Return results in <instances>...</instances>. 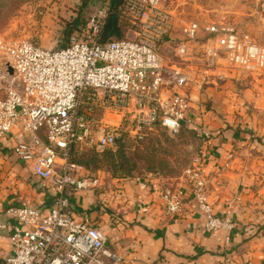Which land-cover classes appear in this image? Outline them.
Wrapping results in <instances>:
<instances>
[{"label": "built area", "instance_id": "obj_1", "mask_svg": "<svg viewBox=\"0 0 264 264\" xmlns=\"http://www.w3.org/2000/svg\"><path fill=\"white\" fill-rule=\"evenodd\" d=\"M170 2L118 0L93 15L61 48L0 35V143L11 137L14 154L41 180L53 201L47 213L31 205L4 212L11 225V251L0 264H125L101 229L76 217L73 198L101 184L95 173L73 161L72 154L74 149L104 152L117 147L121 128L96 118L99 108L123 114L133 123L130 131L137 141L157 125L179 132L190 121L189 98L166 88L167 70L159 49L174 32ZM111 14L126 20L132 38L102 40ZM205 31L210 41L218 42L206 51L210 68L223 64L250 75L264 73V46L250 34L225 23L210 24ZM200 32L198 22L184 24L178 55H187V42ZM171 79L177 88L188 80L179 71ZM206 157L201 153L185 172L191 198L205 218L206 231L230 233L236 222L229 213L216 214L209 202ZM153 191L167 216L179 215L190 199L183 188L154 185ZM7 227L0 222V228Z\"/></svg>", "mask_w": 264, "mask_h": 264}, {"label": "crops", "instance_id": "obj_2", "mask_svg": "<svg viewBox=\"0 0 264 264\" xmlns=\"http://www.w3.org/2000/svg\"><path fill=\"white\" fill-rule=\"evenodd\" d=\"M182 73L186 84L173 89L190 100L186 126L202 137L210 134L200 148L207 154L209 202L216 214L229 213L236 228L206 231L188 180L174 189L183 188L190 199L179 215L167 216L153 186L172 188L152 178L106 181L100 173L95 175L101 187L73 198L76 217L101 229L125 264H264V154L255 150L264 148V73L247 74L242 92L218 68L203 70L188 92L190 78ZM219 81L225 82L220 86ZM13 146L11 137L0 143V222L8 225L0 228V261L11 251V225L4 212L31 205L47 213L53 206L50 193Z\"/></svg>", "mask_w": 264, "mask_h": 264}, {"label": "rangeland", "instance_id": "obj_3", "mask_svg": "<svg viewBox=\"0 0 264 264\" xmlns=\"http://www.w3.org/2000/svg\"><path fill=\"white\" fill-rule=\"evenodd\" d=\"M112 6L111 0H0V35L28 40L44 48H61L69 42L65 32L74 19L81 16L86 27L93 15ZM168 9L174 16V32L159 46L167 70L166 88L173 89L175 85L171 79L174 71L188 72L190 84L185 90L191 92L195 84L198 85L203 70L218 68L223 73H229L231 87L242 92L246 88V72L223 64L210 68L206 62L207 48L218 42L209 40L212 37L205 28L210 24L225 23L250 34L256 43L264 46L263 0H171ZM192 21L200 24L201 32L196 40L187 42V55L180 56L177 49L183 42L182 28L185 23ZM119 24L122 38H132L133 28L126 20L119 19ZM219 82L221 86L225 81ZM95 117L120 126L119 145H124L128 157V164L120 169L111 161L112 153L117 151V147L104 152L86 150L91 156H95L86 158L95 170L93 173H100L106 181L152 178L174 189L187 180L186 170L201 154V144L210 136L204 135V139L198 131L186 125L179 132L157 125L148 130L142 140L137 141L130 131L133 123L126 120L123 114L99 108L95 111ZM255 150L264 154V148L257 146ZM123 172H130L131 176L119 177Z\"/></svg>", "mask_w": 264, "mask_h": 264}, {"label": "trees", "instance_id": "obj_4", "mask_svg": "<svg viewBox=\"0 0 264 264\" xmlns=\"http://www.w3.org/2000/svg\"><path fill=\"white\" fill-rule=\"evenodd\" d=\"M112 5L114 6L118 0H111ZM86 23L83 22L82 17H78L74 19L68 26L65 32L66 38H69L73 35L74 32H77L84 28ZM72 34V35H71ZM71 35V36H70ZM70 36V37H69ZM122 38V32L119 24V19L115 14H111L108 18L107 24L105 26L104 32L102 34V40L108 41L113 38ZM63 45L62 47H65ZM120 140V139H119ZM73 161L77 162L78 164L82 165L85 169L94 172L95 170L92 169L91 164L86 158L90 156L91 158L95 156H91L90 153H87L86 150L79 151L78 149L73 150ZM95 159V158H94ZM112 162L118 167L123 168L125 165L128 164V157L126 156V152L124 150V145H119V141L117 143V151L112 153ZM130 172H123L119 175V177H130Z\"/></svg>", "mask_w": 264, "mask_h": 264}, {"label": "water", "instance_id": "obj_5", "mask_svg": "<svg viewBox=\"0 0 264 264\" xmlns=\"http://www.w3.org/2000/svg\"><path fill=\"white\" fill-rule=\"evenodd\" d=\"M10 72H11V73L13 72L12 68H10Z\"/></svg>", "mask_w": 264, "mask_h": 264}]
</instances>
